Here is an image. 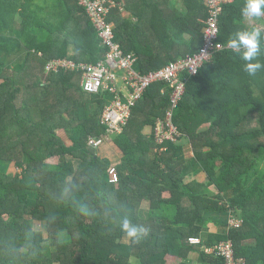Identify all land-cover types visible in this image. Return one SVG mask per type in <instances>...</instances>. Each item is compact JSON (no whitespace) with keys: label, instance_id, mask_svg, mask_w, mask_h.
<instances>
[{"label":"trees","instance_id":"1","mask_svg":"<svg viewBox=\"0 0 264 264\" xmlns=\"http://www.w3.org/2000/svg\"><path fill=\"white\" fill-rule=\"evenodd\" d=\"M113 1L115 40L142 73L202 44L203 0ZM246 3L223 5L224 48L195 75L181 76L185 91L173 113L178 139L159 151L152 130L145 132L168 101L166 85L153 83L123 131L110 137L122 151L114 164L87 143L105 133L100 114L108 94L83 91L80 72L43 70L53 58L95 63L104 56L84 8L78 0H0V264H168V255L194 264L192 252L224 264L189 243L191 236L206 245L230 240L247 264H264V70L249 76L242 50L229 47L237 31L264 33V14L256 17L262 27L247 24ZM260 49L264 63V39ZM10 162L20 172H8ZM111 166L117 182L109 180ZM229 213L242 219L239 227L226 229ZM125 219L143 232L128 237ZM210 221L221 231H205Z\"/></svg>","mask_w":264,"mask_h":264},{"label":"built area","instance_id":"2","mask_svg":"<svg viewBox=\"0 0 264 264\" xmlns=\"http://www.w3.org/2000/svg\"><path fill=\"white\" fill-rule=\"evenodd\" d=\"M229 1L231 0H203L207 17L204 20L202 44L197 51L142 73L137 68L134 54L124 52L115 40L113 24L108 20L110 10L116 6L115 1L78 0L96 30L101 44L106 48L104 56L95 63L71 58H53L45 63L44 69L47 73L60 70L80 72V86L83 91L108 94V102L100 114V124L105 127V133L89 136L87 139L89 146L97 149L110 136L121 133L132 114L135 102L140 99L145 89L157 82L164 83L169 94L163 116L157 117L151 128L153 140L160 146L159 151H164V141L178 139L181 133L173 123V113L185 91V79L181 76L184 73L195 75L216 51L224 48L218 40V22L223 5ZM164 90L162 89V93ZM108 176L111 182L118 181V173L114 166L108 169ZM241 224L240 217L229 213L226 229L236 228ZM188 241L205 253L222 258L224 264H247L245 258L234 254L233 243L230 240L206 245L200 238L191 236Z\"/></svg>","mask_w":264,"mask_h":264},{"label":"clouds","instance_id":"3","mask_svg":"<svg viewBox=\"0 0 264 264\" xmlns=\"http://www.w3.org/2000/svg\"><path fill=\"white\" fill-rule=\"evenodd\" d=\"M264 8V0H247V3L242 8V15L246 17H259ZM264 39V33L255 29L252 31H237L233 38L229 41V47L241 51V59L245 61L243 71L249 76L261 70H264V63H261L257 58L261 53L260 42ZM123 229L126 231L128 237H138L143 232V229L131 226L128 220L122 223Z\"/></svg>","mask_w":264,"mask_h":264},{"label":"crops","instance_id":"4","mask_svg":"<svg viewBox=\"0 0 264 264\" xmlns=\"http://www.w3.org/2000/svg\"><path fill=\"white\" fill-rule=\"evenodd\" d=\"M119 9H120L123 17L129 19L130 21H134L135 20V17L131 13H129L128 11H125L122 5L120 6ZM246 22L249 25H254L255 24V22L252 21V17H246ZM258 24H260V23H257V25ZM154 69H156V68H152L150 70H154ZM150 70H148V71H150ZM145 132L148 135H150L151 134V127H149V126L146 127L145 128ZM182 143H184V148L183 149H184L185 156L187 158H189V159L192 158L193 152L190 149V145L187 144L185 141H182ZM99 149L103 152L102 156L107 158V159H109L111 162L114 161V162L118 163L120 161L121 157H122V151L119 149V147L111 139H107L106 141H104L99 146ZM114 162H112V163H114ZM197 178L201 181V180H203L204 175L203 174H198ZM208 188L210 189V191L212 193L216 192V189L213 186H209ZM143 206H147V203L143 202L142 203V207ZM145 210H147V209H144L143 211H145ZM205 226H206L205 227L206 228L205 231H207L208 233H217V232L221 231V228H222L221 226L216 225L212 221L207 222ZM189 257H190L192 263H194V264H207V263H205V262L200 260L198 253L192 252V253H190ZM166 261H167L168 264H176L179 261V259H177L175 256H171V255L169 256L168 255V256H166Z\"/></svg>","mask_w":264,"mask_h":264},{"label":"rangeland","instance_id":"5","mask_svg":"<svg viewBox=\"0 0 264 264\" xmlns=\"http://www.w3.org/2000/svg\"><path fill=\"white\" fill-rule=\"evenodd\" d=\"M252 21H254L255 22V24H257L258 23V21H257V19H256V17H252ZM258 26H261V24H258ZM43 70L45 71V69L43 68ZM57 133H59L62 137H64L65 139H66V135H65V133H64V131L63 130H61V129H58L57 130ZM111 137V136H110ZM108 139H111V138H108ZM101 149V148H100ZM99 149V147L95 150L96 151V154L98 155V156H100V157H102V158H105V157H103L102 156V151ZM48 161H50V162H57V157H52V158H49L48 159ZM112 162H114V161H112ZM115 164L117 163V162H114ZM74 164H75V166H77V164H78V160H75L74 161ZM7 171L8 172H11V173H16V172H20V169H18L15 165H14V162H10L9 163V165H8V167H7ZM144 207V208H143ZM141 206V210L143 211L144 209H147V206Z\"/></svg>","mask_w":264,"mask_h":264}]
</instances>
